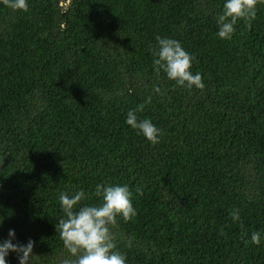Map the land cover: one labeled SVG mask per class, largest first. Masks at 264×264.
<instances>
[{
  "label": "trees",
  "instance_id": "trees-1",
  "mask_svg": "<svg viewBox=\"0 0 264 264\" xmlns=\"http://www.w3.org/2000/svg\"><path fill=\"white\" fill-rule=\"evenodd\" d=\"M223 4L0 0V241L14 229L30 264H65L59 195L98 204L97 184H121L136 215L110 230L126 264H264V3L231 39L216 35ZM158 36L194 56L203 89L157 73ZM149 96L137 115L155 145L125 123Z\"/></svg>",
  "mask_w": 264,
  "mask_h": 264
},
{
  "label": "clouds",
  "instance_id": "clouds-1",
  "mask_svg": "<svg viewBox=\"0 0 264 264\" xmlns=\"http://www.w3.org/2000/svg\"><path fill=\"white\" fill-rule=\"evenodd\" d=\"M264 3V0H259ZM5 6L13 11H27L28 0H3ZM258 0H224L223 10L216 18L220 39H231L234 25L239 19H254ZM156 47L152 49L153 65L163 71L168 80L175 85L189 90L203 89L204 83L200 72H192L194 56L187 52L181 43L172 38H156ZM153 91L162 94L158 86ZM151 103L147 97L144 103L127 112L125 123L144 137L152 145L160 142L161 130L149 118H139L137 113L144 111L145 104ZM95 196L98 204H84L83 190L72 195L61 193L58 197L63 218L56 224L57 234L69 257L65 264H126V256L116 250V244L110 226L116 224L117 217L128 221L136 215L132 203V194L127 185L97 184ZM233 223L239 222V209L230 212ZM2 224V223H0ZM260 234L251 235L253 243H259ZM16 233L9 229L8 238L0 241V264H7V257L15 253L18 264H30L34 241L29 239L26 244L14 243Z\"/></svg>",
  "mask_w": 264,
  "mask_h": 264
}]
</instances>
